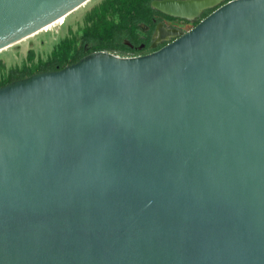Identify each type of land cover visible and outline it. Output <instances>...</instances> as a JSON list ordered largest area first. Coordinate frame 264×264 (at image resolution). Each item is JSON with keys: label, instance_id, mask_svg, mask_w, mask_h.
I'll list each match as a JSON object with an SVG mask.
<instances>
[{"label": "water", "instance_id": "95a60500", "mask_svg": "<svg viewBox=\"0 0 264 264\" xmlns=\"http://www.w3.org/2000/svg\"><path fill=\"white\" fill-rule=\"evenodd\" d=\"M86 1L0 0V50ZM172 31L0 86V264H264V0Z\"/></svg>", "mask_w": 264, "mask_h": 264}, {"label": "rangeland", "instance_id": "374dc122", "mask_svg": "<svg viewBox=\"0 0 264 264\" xmlns=\"http://www.w3.org/2000/svg\"><path fill=\"white\" fill-rule=\"evenodd\" d=\"M101 1L103 0H88L68 13L61 23L54 24L1 49L0 84L5 82L10 69L24 67V74H32L33 71H36V68L33 67L42 68L44 65L41 64L51 59L52 54L58 57L64 54L69 60L73 52L80 47L79 38L81 30L85 26L86 14ZM225 1L220 0L218 4ZM218 4L202 10L198 16L191 20L161 13L149 5L150 10H141L136 13L140 20L136 27L120 20L115 12L108 9L105 19L116 26H108L100 35L89 37L81 54L94 49L105 50L119 56L138 55L152 51L174 37L160 41L157 35L156 38L159 41L152 46L151 35L157 24L182 33L191 28Z\"/></svg>", "mask_w": 264, "mask_h": 264}, {"label": "trees", "instance_id": "16d2710c", "mask_svg": "<svg viewBox=\"0 0 264 264\" xmlns=\"http://www.w3.org/2000/svg\"><path fill=\"white\" fill-rule=\"evenodd\" d=\"M151 0H103L96 7H93L85 16V26L81 30V35L79 38L80 47L76 49L72 56L67 59L66 55H61L60 57L52 54L51 59L42 63L44 65L42 68L37 69L36 71L44 70H54L63 67L64 65L73 63L77 61L80 57L98 49L91 50L87 53L81 54L82 48L86 46L87 40L89 37L98 36L108 26H116L111 21L105 19L108 9L112 12H115L119 19L130 23L132 27H136L139 23V18L136 16V13L141 10H150L149 3ZM121 28V27H120ZM126 29V28H124ZM25 68H13L7 72L6 80L4 83H1L0 86L15 80L21 79L29 74H24Z\"/></svg>", "mask_w": 264, "mask_h": 264}, {"label": "bare ground", "instance_id": "6f19581e", "mask_svg": "<svg viewBox=\"0 0 264 264\" xmlns=\"http://www.w3.org/2000/svg\"><path fill=\"white\" fill-rule=\"evenodd\" d=\"M220 0H214L212 3H217V2H219ZM63 19H64V17H60V18H58L56 21H54V22H52L51 24H49V25H47V26H45V27H43L41 30H45V29H47L48 27H50V26H52V25H54V24H59V23H61L62 21H63ZM188 19H193V17H190V18H188ZM41 30H39V31H41ZM38 31V32H39ZM162 31H164V38H167V37H169L170 35H172L173 34V31L172 30H168V29H161L160 30V32H161V36H162ZM35 34V33H34ZM33 35V34H32ZM160 35V34H159ZM18 42V41H17Z\"/></svg>", "mask_w": 264, "mask_h": 264}, {"label": "flooded vegetation", "instance_id": "af4514ba", "mask_svg": "<svg viewBox=\"0 0 264 264\" xmlns=\"http://www.w3.org/2000/svg\"><path fill=\"white\" fill-rule=\"evenodd\" d=\"M191 20V19H190ZM161 29H167V28H164V27H162L161 25H159V26H157V28L156 29H154V31L152 32V35H151V44L153 43V41L155 40V42H157V41H159L158 40V38H156V36L158 35L159 36V38H163L162 40H165V39H167V38H169V37H167V38H164L163 36H164V31H162V36H161V32H160V30ZM157 33V34H156ZM160 34V35H159ZM161 41V40H160Z\"/></svg>", "mask_w": 264, "mask_h": 264}]
</instances>
